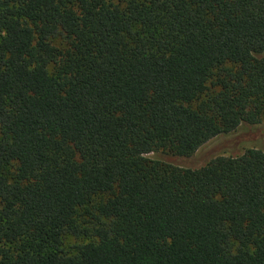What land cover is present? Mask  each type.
I'll list each match as a JSON object with an SVG mask.
<instances>
[{
    "label": "trees",
    "instance_id": "16d2710c",
    "mask_svg": "<svg viewBox=\"0 0 264 264\" xmlns=\"http://www.w3.org/2000/svg\"><path fill=\"white\" fill-rule=\"evenodd\" d=\"M263 116L264 0H0V264H264V149L146 156Z\"/></svg>",
    "mask_w": 264,
    "mask_h": 264
},
{
    "label": "rangeland",
    "instance_id": "374dc122",
    "mask_svg": "<svg viewBox=\"0 0 264 264\" xmlns=\"http://www.w3.org/2000/svg\"><path fill=\"white\" fill-rule=\"evenodd\" d=\"M248 148L264 149V116L257 124H241L234 131L215 136L202 144L191 156H172L163 152H150L146 156L185 168H198L215 156H236ZM78 240L66 237L65 249Z\"/></svg>",
    "mask_w": 264,
    "mask_h": 264
}]
</instances>
